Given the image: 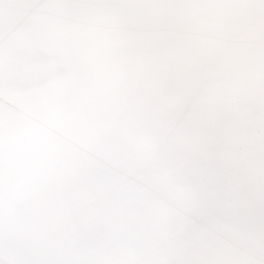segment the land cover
Instances as JSON below:
<instances>
[{
  "label": "clouds",
  "instance_id": "1",
  "mask_svg": "<svg viewBox=\"0 0 264 264\" xmlns=\"http://www.w3.org/2000/svg\"><path fill=\"white\" fill-rule=\"evenodd\" d=\"M105 7L119 22L83 27L63 71L26 75L55 8L3 5L0 264H264V101L218 73L239 39L151 22L178 5Z\"/></svg>",
  "mask_w": 264,
  "mask_h": 264
},
{
  "label": "bare ground",
  "instance_id": "2",
  "mask_svg": "<svg viewBox=\"0 0 264 264\" xmlns=\"http://www.w3.org/2000/svg\"><path fill=\"white\" fill-rule=\"evenodd\" d=\"M124 3H153L178 5L172 15L162 13L150 17L155 24H167L172 34L184 28L202 30L211 27L217 33L216 46L236 37L239 46L232 58L218 69L219 75L232 81L230 95L259 110L264 101V50L261 48V0H122ZM49 3L55 8L56 32L35 47V59L23 64L20 71L26 75L56 74L72 54V41L85 26H115L116 13L105 6L111 0H0V22L4 20L3 5L12 6L10 16L19 17L28 8ZM227 5L228 7H216ZM47 22V20L41 21ZM258 124V120H257ZM253 174L259 176L258 141ZM238 240H246L247 233H235Z\"/></svg>",
  "mask_w": 264,
  "mask_h": 264
}]
</instances>
